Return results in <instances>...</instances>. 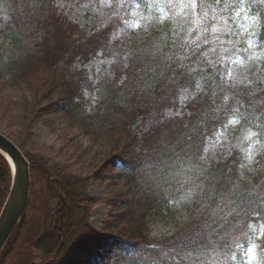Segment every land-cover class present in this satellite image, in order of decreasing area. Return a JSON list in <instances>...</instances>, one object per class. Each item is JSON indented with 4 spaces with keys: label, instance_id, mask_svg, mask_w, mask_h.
Instances as JSON below:
<instances>
[{
    "label": "trees",
    "instance_id": "1",
    "mask_svg": "<svg viewBox=\"0 0 264 264\" xmlns=\"http://www.w3.org/2000/svg\"><path fill=\"white\" fill-rule=\"evenodd\" d=\"M27 1L0 0L10 18L0 30V92L10 88L23 95L13 101L0 93V119L12 122L8 128L18 126L8 136L29 162L31 175L26 213L0 252V263L27 215L38 224L29 228V239L40 251L41 264H59L91 238L87 223L96 201L87 188L91 181L104 180L108 167L115 172L108 171L113 196L119 198L105 227L113 229V237L89 264L238 262L236 254L250 245L253 228L264 225V83L253 92L259 68L252 67L239 88L230 86L244 50L235 35L234 13L243 8L257 20L254 36L264 47V0H204L208 15L195 27L191 16L166 12L163 23H152L155 27L142 42L121 46L110 35L147 10L150 0H111L113 15L90 29L71 21L49 0H35L40 9ZM152 1L160 9L155 17L162 20L167 1ZM24 2L27 10L21 12ZM179 2L172 0V5ZM196 11L202 14L199 6ZM213 26L218 31L212 32ZM97 56L110 59L111 77L93 85L84 65ZM86 90L95 95L91 108ZM57 121L100 150L92 152L69 139L67 161H55L53 149L40 145L32 131L39 123L51 128ZM215 135L230 151L202 165L204 141ZM249 153L255 170L240 177L239 157ZM198 173V182L179 200L185 217L170 231L154 234L153 221L166 214L169 198L179 194L177 183ZM9 185L10 168L0 155V210ZM260 246L264 264V235ZM31 262L23 254L14 264Z\"/></svg>",
    "mask_w": 264,
    "mask_h": 264
},
{
    "label": "rangeland",
    "instance_id": "2",
    "mask_svg": "<svg viewBox=\"0 0 264 264\" xmlns=\"http://www.w3.org/2000/svg\"><path fill=\"white\" fill-rule=\"evenodd\" d=\"M166 1L169 9L165 10V7L161 9V12L163 13L162 20H158L155 17V13L160 9H158L154 2L150 0L148 2L147 10H140L134 18L129 19L127 22L122 24L120 29L110 35L111 41L117 42L120 46L127 42H142L147 31L151 27H155L154 25L150 26L152 23L161 25L165 19L166 12L174 14L179 11L178 7H171L172 0ZM27 2L33 9H40L42 7V5L35 0H28ZM231 2L236 3L237 0H231ZM47 3H54L58 8L62 9L64 14H66L71 21L86 26L88 29L103 26L108 21L109 17L113 15L111 0H49ZM20 10L21 12L27 10L25 2L20 5ZM4 11L5 10L0 7V30L10 24V18ZM245 16L249 17L248 14L241 12L235 25V35L238 41L243 44L244 50L242 55V65L234 67L230 75V86L235 87L236 89L239 88L248 76V69L257 67L259 70L255 75L257 79L254 83V87L258 90V87L264 82V47L259 46L255 40L254 29L256 27V21L253 18L249 17L253 22L251 26L248 27L247 31L240 28L241 24H248V21L244 19ZM249 38H251L252 41L251 46L248 44ZM109 63L110 59L107 57L104 58L97 56L96 58L89 60L84 65L89 79L88 81H91L92 84L95 85L98 80L104 77H111V71L108 68ZM8 89L1 90L0 93L2 99H11L15 101L20 96H23L21 91H11L16 89ZM99 96H102V94ZM85 97L89 103L87 104L88 108H91L96 104L94 92H88V90H86ZM182 97L184 98V96ZM173 114H175V112H168V115ZM51 118H54V116H51L50 119ZM8 123L12 122L9 121L7 117L0 119V130L7 135L8 133H15V131L18 130V126L14 125L8 128V126L11 125ZM66 128L67 127H65L62 122L58 121L51 125V128L44 123H39L33 128L32 132L38 139L40 145L52 148L54 153L57 150H60L57 155L51 152L55 161L58 162L65 163L67 161V157L72 152V149L69 147V145H71L69 143V139L77 140L83 148L93 149L90 150L92 152L94 150H100L97 143H93L92 140H88L87 137H83L81 134L74 136V132L73 134L67 133ZM110 139L111 138L106 137L104 141L109 144ZM61 151H65L66 155H62ZM229 151L230 149L225 143V140L220 135H215L212 138L206 139L203 144L201 152L202 155H200L202 159L201 164L206 166L223 159L228 155ZM239 161L240 162L238 163L237 168L238 176L244 178L252 176L251 173L255 170V160L252 159L251 154L249 153L247 156L241 155L239 157ZM89 169L90 168H88V170ZM108 171H110L109 174L112 172L115 173L108 167L106 171L108 176L106 175L104 180L91 181L87 188V194L96 201L91 208L87 223L89 230L92 231L94 235L91 238L86 239L84 243L71 249L61 258L59 264H89L99 259V254L105 249V240L113 237V229L112 231H108L105 227L107 222H109V216L114 214L113 211H115L118 206L119 198L117 196H113V179L109 176ZM74 172L76 174L78 173L76 170H74ZM198 176L201 175L199 174L194 176L192 179L179 181L177 183L176 189L179 191V194L177 197L169 198L171 206L166 211V214L153 221L152 228L155 231L153 232L154 234L170 231L175 224L174 222L181 221L185 217L186 211L179 200L182 197L181 194L183 192L188 190L191 191L194 183L198 182ZM25 213L26 210L24 214ZM25 219L26 222L23 224V229L18 231L11 239L12 242L9 245L8 251L9 255L0 264H14L23 254L32 260V264H41L43 261L41 260L42 256L39 253L40 251L37 250L34 240L29 239L31 234L29 228H35L38 224L35 221V218L31 215H27ZM26 225H29L27 229ZM263 235L264 231L262 225L253 228L251 242L248 247H254L255 258L250 262V264H262V260L259 258V253L263 248L259 246V243ZM246 251L247 249H244L236 254L239 258L238 262H234V264H249L245 255ZM239 253L241 254L239 255ZM29 254L33 256H29Z\"/></svg>",
    "mask_w": 264,
    "mask_h": 264
},
{
    "label": "water",
    "instance_id": "3",
    "mask_svg": "<svg viewBox=\"0 0 264 264\" xmlns=\"http://www.w3.org/2000/svg\"><path fill=\"white\" fill-rule=\"evenodd\" d=\"M0 154L5 157L11 168L9 192L0 210L1 252L26 210L30 189V169L21 150L1 131Z\"/></svg>",
    "mask_w": 264,
    "mask_h": 264
},
{
    "label": "snow or ice",
    "instance_id": "4",
    "mask_svg": "<svg viewBox=\"0 0 264 264\" xmlns=\"http://www.w3.org/2000/svg\"><path fill=\"white\" fill-rule=\"evenodd\" d=\"M217 2H219V0H217ZM198 6H199L201 13H202L199 16H198L197 11H196ZM171 7L172 8L178 7L179 8V11L174 13V15L183 14L184 17L191 16L192 17L191 22H192L193 27L198 26L200 24V22L202 20H204L208 15L207 11L205 10L204 0H200L199 5L197 3V0H180L178 5L173 4V5H171ZM242 11H243V8H240V10L235 13V15L239 16ZM161 19H163V17H161ZM221 19H223V18H221ZM244 19L248 21V24L247 25L241 24L240 28L244 31H247L248 27L251 26L253 21H252V19H250L247 16H245ZM228 30L231 31L230 28ZM188 31H189V33H191L192 29L189 28ZM203 31H208V29L205 28V29H203ZM211 31L216 32V31H218V29H217V27L213 26ZM214 39H215V37H214ZM204 43H208V40L205 39ZM248 44H249V46H251V44H252L251 38L248 39ZM233 122H235V121H229V123H233ZM252 135H255V133H249V136H252ZM190 243L195 244L196 241H191ZM162 254H164V253H162ZM245 255H246L247 260L250 264V262L255 258L254 247L253 246L248 247ZM232 259H235V257H232Z\"/></svg>",
    "mask_w": 264,
    "mask_h": 264
}]
</instances>
